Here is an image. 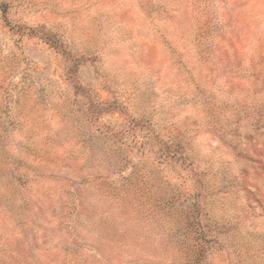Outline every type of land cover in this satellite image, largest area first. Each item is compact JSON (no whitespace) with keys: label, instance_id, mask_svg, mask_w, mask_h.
<instances>
[{"label":"rangeland","instance_id":"1","mask_svg":"<svg viewBox=\"0 0 264 264\" xmlns=\"http://www.w3.org/2000/svg\"><path fill=\"white\" fill-rule=\"evenodd\" d=\"M0 264H264V0H0Z\"/></svg>","mask_w":264,"mask_h":264},{"label":"trees","instance_id":"2","mask_svg":"<svg viewBox=\"0 0 264 264\" xmlns=\"http://www.w3.org/2000/svg\"><path fill=\"white\" fill-rule=\"evenodd\" d=\"M74 193H72V198L70 199L68 206L70 209V214L72 216H75V213L79 210V208L81 207V202L78 200L76 201V196L74 195ZM182 214L184 215V218L186 219V221H198V217H196L198 215V211H199V207L197 206V203H188L183 207L182 210ZM65 219V218H63ZM96 257V255H95ZM94 257V258H95Z\"/></svg>","mask_w":264,"mask_h":264}]
</instances>
